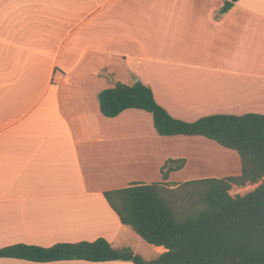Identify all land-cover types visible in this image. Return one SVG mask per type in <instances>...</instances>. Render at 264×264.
<instances>
[{"label":"crops","instance_id":"crops-1","mask_svg":"<svg viewBox=\"0 0 264 264\" xmlns=\"http://www.w3.org/2000/svg\"><path fill=\"white\" fill-rule=\"evenodd\" d=\"M232 1L0 0V249L104 238L148 261L167 252L123 225L104 194L164 183L170 159L186 164L166 183L190 181L173 177L184 148L206 138L161 137L143 110L106 118L99 94L141 82L186 122L264 114V0L223 12Z\"/></svg>","mask_w":264,"mask_h":264},{"label":"trees","instance_id":"trees-1","mask_svg":"<svg viewBox=\"0 0 264 264\" xmlns=\"http://www.w3.org/2000/svg\"><path fill=\"white\" fill-rule=\"evenodd\" d=\"M239 0L227 2V12ZM101 114L116 118L128 109L148 112L161 137H204L238 153L236 176L194 179L169 188L171 173L185 159L168 160L161 169L164 183H135L105 192L123 225L167 252L145 260L130 249L116 250L104 238L59 243L50 248L16 244L0 249V259L36 263L57 261L133 264H264V114H216L186 122L174 118L141 82L117 83L99 94ZM259 186L246 195L232 196L233 187Z\"/></svg>","mask_w":264,"mask_h":264},{"label":"rangeland","instance_id":"rangeland-1","mask_svg":"<svg viewBox=\"0 0 264 264\" xmlns=\"http://www.w3.org/2000/svg\"><path fill=\"white\" fill-rule=\"evenodd\" d=\"M145 79L149 81L148 79H153V76L147 75ZM178 119L182 120L184 118ZM145 127L148 132L150 128L146 122ZM184 150L188 153L189 161L186 165V169L181 174L173 177L174 181L187 176L192 177L190 180L209 177L223 178L227 176H236L241 172V162L238 153L225 149L211 140L206 139L205 141L193 142L188 144ZM160 179L163 180L162 175ZM258 186L259 184L248 185L242 188L233 187L230 194L232 196L246 195L247 193L255 190ZM169 188L175 187L170 185Z\"/></svg>","mask_w":264,"mask_h":264}]
</instances>
